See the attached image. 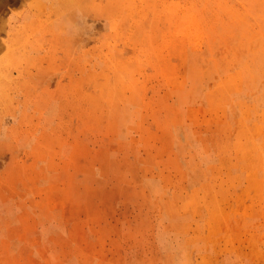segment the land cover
Masks as SVG:
<instances>
[{
  "label": "rangeland",
  "instance_id": "obj_1",
  "mask_svg": "<svg viewBox=\"0 0 264 264\" xmlns=\"http://www.w3.org/2000/svg\"><path fill=\"white\" fill-rule=\"evenodd\" d=\"M0 264H264V0H0Z\"/></svg>",
  "mask_w": 264,
  "mask_h": 264
},
{
  "label": "bare ground",
  "instance_id": "obj_2",
  "mask_svg": "<svg viewBox=\"0 0 264 264\" xmlns=\"http://www.w3.org/2000/svg\"><path fill=\"white\" fill-rule=\"evenodd\" d=\"M28 40V39H27ZM123 59V58H122ZM125 60V59H124ZM250 156V155H249ZM259 184V183H258Z\"/></svg>",
  "mask_w": 264,
  "mask_h": 264
}]
</instances>
